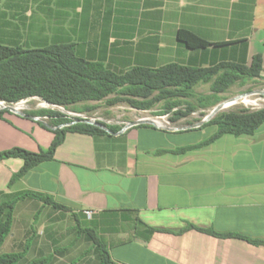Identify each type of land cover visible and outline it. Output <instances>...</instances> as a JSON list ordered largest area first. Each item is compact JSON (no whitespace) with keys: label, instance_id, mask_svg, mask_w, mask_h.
<instances>
[{"label":"crops","instance_id":"obj_1","mask_svg":"<svg viewBox=\"0 0 264 264\" xmlns=\"http://www.w3.org/2000/svg\"><path fill=\"white\" fill-rule=\"evenodd\" d=\"M180 29L218 45L190 49L178 40ZM0 38L24 49L74 45L79 56L118 74L169 64L249 65L264 57V0H0ZM214 127L208 136L200 124L97 136L68 132L53 161L12 185L24 161H3L0 200L33 193L69 207L73 212L26 199L16 214L20 206L33 216L42 208L60 222L77 214L119 264H264V245L195 229L180 233L193 225L264 240V124L252 136L225 135L174 153L209 140ZM55 137L32 114L0 117V152L38 153Z\"/></svg>","mask_w":264,"mask_h":264},{"label":"trees","instance_id":"obj_2","mask_svg":"<svg viewBox=\"0 0 264 264\" xmlns=\"http://www.w3.org/2000/svg\"><path fill=\"white\" fill-rule=\"evenodd\" d=\"M177 38L190 49L218 45L202 39L187 29H180ZM262 78H264V57L261 54L254 56L249 65L222 62L209 68H193L169 64L160 68L134 67L125 73L118 74L101 63L79 56L74 45L24 49L0 43V100L6 103L39 97L50 104L72 106L82 102L101 101L114 94H122L129 99L133 107L147 111L163 100L193 96L199 84H212V92L219 95L227 93L236 84ZM176 107H178L177 104H171L166 111L174 110ZM193 110L191 106L187 111L177 110L172 120L177 122ZM6 112L9 111L0 110V117ZM39 114L49 116V125L56 127L55 140L48 150H41L38 153L21 148L0 152V164L15 158L24 161L23 168L13 176L11 185L39 165L53 161L58 147L64 142L68 132L92 136L108 134L106 130L86 123L59 128L66 123L61 115L51 111ZM263 124L264 109L257 112L225 113L203 125V127H217V133L209 140L198 146L180 148L174 153L184 154L190 150L208 146L225 135L252 136ZM110 130L117 132L116 128H110ZM2 197L3 199L0 200V264H20L25 259L29 248L27 246L22 252L1 253L6 240L13 233L18 203L26 199H35L55 210L73 212L69 207L57 203L50 197L33 193L2 195ZM73 218L78 223L79 232L89 237V241L97 251L100 264H119L114 261L109 246L99 234L94 229L85 227L77 214H73ZM191 229L218 238H239L254 245H264L262 239H252L238 233H219L193 225H189L180 233ZM28 264H51V261L38 258Z\"/></svg>","mask_w":264,"mask_h":264},{"label":"rangeland","instance_id":"obj_3","mask_svg":"<svg viewBox=\"0 0 264 264\" xmlns=\"http://www.w3.org/2000/svg\"><path fill=\"white\" fill-rule=\"evenodd\" d=\"M0 39V43H7L2 38ZM263 90L264 78L236 84L227 93L219 95L212 92V84H199L195 88L193 96L163 100L147 111L133 107L129 103V99L122 94H114L101 101L82 102L65 107L70 112L87 117L89 121L93 119L98 122L133 121L142 117L158 118L167 115L168 121L174 128L186 130L198 126L204 121L208 123L215 120L225 113L263 110L264 97L254 95L251 97L253 102L250 104L239 101L237 104L230 106L231 108H222L212 115L216 108L236 97L254 94ZM115 100L118 101L113 103ZM41 102L46 101L40 98L39 100H32L30 104L36 106ZM171 104H177L178 107L166 111V108ZM189 106L194 108L189 115L177 122L172 120L177 110L187 111ZM46 111L51 110L40 109L38 112L43 113ZM76 120L74 117L64 119L66 123H73ZM204 128L207 136L216 131L214 126ZM20 208L21 206L18 215L16 214L17 222L13 233L6 240L1 253L22 252L29 246L25 259L20 264H28L38 258L50 259L51 264H96L99 261L97 251H94V247L89 245L91 244L89 237L79 232L78 223L73 217L62 222L54 221L55 216L50 217L47 211L42 208L34 210L35 216L30 214L33 211L31 208L26 207L23 210ZM28 217L32 219L30 224L27 220Z\"/></svg>","mask_w":264,"mask_h":264},{"label":"built area","instance_id":"obj_4","mask_svg":"<svg viewBox=\"0 0 264 264\" xmlns=\"http://www.w3.org/2000/svg\"><path fill=\"white\" fill-rule=\"evenodd\" d=\"M254 95H261L262 97H264V90L257 92V93H254V94L236 97L231 101L236 103V104L239 101H243L244 103L250 104L253 102L251 97ZM39 99H40L39 97H31V98H27V99L21 100V101L16 102V103H6V102L0 100V110H8L9 112H13L16 114H22V115L33 114L32 115L33 119L36 122L42 123L45 126L52 128V129H56V127H52L49 125V120H50L49 116L39 114L38 111L40 109H48V110L54 111V112L58 113L59 115H61L62 118H64V119H69L71 117H74L77 119L75 122L65 123V124L61 125L59 128L70 127V126H73V125H76L79 123H86V124H90V125H93L96 127L102 126L105 129H108L109 131H111L110 128H116L117 132H115V134L116 133L117 134H125L134 128H137L140 126H145V125L154 126L158 129L167 130V131L179 130L177 128H174L170 124V122L168 121L167 115H165L163 117H158V118L142 117V118H137L133 121L98 122V121L93 120V119L91 121H89L87 119V117H85L81 114H76V113L70 112L65 106L54 105V104H50L48 102H41L40 104H38L36 106H32L30 104L32 100H39ZM85 214L89 218H91L93 216L92 211H85Z\"/></svg>","mask_w":264,"mask_h":264},{"label":"water","instance_id":"obj_5","mask_svg":"<svg viewBox=\"0 0 264 264\" xmlns=\"http://www.w3.org/2000/svg\"><path fill=\"white\" fill-rule=\"evenodd\" d=\"M223 108V105H221V106H219L218 108H216L215 110H214V112H213V114L212 115H214V114H216L219 110H221ZM211 117V116H210ZM209 119V118H208ZM206 123V121H204V122H202L201 124H200V126L201 125H204ZM98 127H100V128H102V129H104V130H106L108 133H110V134H115V133H113V132H111V131H109L108 129H105L104 127H102V126H98Z\"/></svg>","mask_w":264,"mask_h":264},{"label":"bare ground","instance_id":"obj_6","mask_svg":"<svg viewBox=\"0 0 264 264\" xmlns=\"http://www.w3.org/2000/svg\"><path fill=\"white\" fill-rule=\"evenodd\" d=\"M234 104H236V103H234V102H232V101H229V102H227V103H225L224 105H223V108H228V107H230V106H232V105H234ZM231 108V107H230Z\"/></svg>","mask_w":264,"mask_h":264}]
</instances>
